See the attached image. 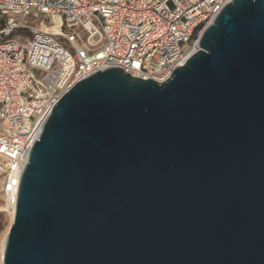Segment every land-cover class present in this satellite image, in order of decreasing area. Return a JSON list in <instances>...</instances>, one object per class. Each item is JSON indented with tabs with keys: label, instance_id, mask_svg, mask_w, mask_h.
<instances>
[{
	"label": "water",
	"instance_id": "water-1",
	"mask_svg": "<svg viewBox=\"0 0 264 264\" xmlns=\"http://www.w3.org/2000/svg\"><path fill=\"white\" fill-rule=\"evenodd\" d=\"M1 264H264V0H231L169 79L65 92Z\"/></svg>",
	"mask_w": 264,
	"mask_h": 264
},
{
	"label": "built area",
	"instance_id": "built-area-1",
	"mask_svg": "<svg viewBox=\"0 0 264 264\" xmlns=\"http://www.w3.org/2000/svg\"><path fill=\"white\" fill-rule=\"evenodd\" d=\"M231 0H0V211L61 96L111 68L169 79Z\"/></svg>",
	"mask_w": 264,
	"mask_h": 264
},
{
	"label": "rangeland",
	"instance_id": "rangeland-1",
	"mask_svg": "<svg viewBox=\"0 0 264 264\" xmlns=\"http://www.w3.org/2000/svg\"><path fill=\"white\" fill-rule=\"evenodd\" d=\"M0 207H1V201H0ZM9 225H10L9 217L0 211V242L4 232L7 230Z\"/></svg>",
	"mask_w": 264,
	"mask_h": 264
},
{
	"label": "bare ground",
	"instance_id": "bare-ground-1",
	"mask_svg": "<svg viewBox=\"0 0 264 264\" xmlns=\"http://www.w3.org/2000/svg\"><path fill=\"white\" fill-rule=\"evenodd\" d=\"M193 53H190L189 56H191ZM188 56V57H189ZM9 220H10V224L13 221V215H9ZM10 226V225H9ZM9 227L7 228V230L4 232L1 242H0V264L2 263V257H3V249H4V244H5V240H6V236H7V232H8Z\"/></svg>",
	"mask_w": 264,
	"mask_h": 264
}]
</instances>
